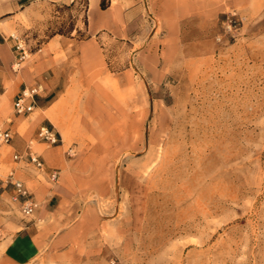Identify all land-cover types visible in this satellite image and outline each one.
<instances>
[{
    "label": "rangeland",
    "instance_id": "obj_1",
    "mask_svg": "<svg viewBox=\"0 0 264 264\" xmlns=\"http://www.w3.org/2000/svg\"><path fill=\"white\" fill-rule=\"evenodd\" d=\"M20 3L8 38L13 71L52 37L89 38L87 0ZM231 10L241 21L228 29ZM141 18L127 36H91L95 59L65 93L54 129L65 167L52 184L66 182V194L34 227L40 250L26 264H264V3L225 10L201 46L168 34L146 0ZM15 36L27 50L20 61ZM17 115L11 103L0 120L13 136ZM35 134L34 151L55 146ZM13 153L0 146V179L15 168L33 190L44 180ZM8 200L0 264L26 218Z\"/></svg>",
    "mask_w": 264,
    "mask_h": 264
},
{
    "label": "crops",
    "instance_id": "obj_2",
    "mask_svg": "<svg viewBox=\"0 0 264 264\" xmlns=\"http://www.w3.org/2000/svg\"><path fill=\"white\" fill-rule=\"evenodd\" d=\"M20 1L28 4L34 2V0ZM20 1L0 0V120L11 103L13 108L14 99L24 87L38 86L39 92L33 111L17 115L13 119L16 132L14 136L12 135L9 144L14 148V152L24 151L28 141L36 135L35 132L37 133L40 126L59 128L54 124V118L62 123L61 114L67 103L65 93L70 89L73 90L74 84L78 82L75 80L79 78L85 67L93 64L95 59V44L91 36H96L99 32L117 36L131 34L133 22L143 19L141 12L144 7V0H106L105 8L100 7L101 0H87L88 39L80 44H74L64 38L52 37L41 54L35 53L19 70L13 71L10 66L13 52L8 38L13 28V20L17 18V9L20 10L18 13H21ZM43 1L72 2L74 0ZM146 2L153 15L161 20L168 34L195 35L197 37L194 43L201 46L209 34V27L225 10L234 8L248 13L256 9L258 4L264 3V0H146ZM55 52L59 54L57 58ZM24 123L27 126L19 133L18 129ZM0 126L8 127L12 132L8 124ZM55 131L61 143L63 141L61 134ZM60 143L51 147H43L41 143L37 145L39 150L37 153L44 161L47 170L58 171V168L65 167V159L61 155L62 143ZM18 164V168L27 170L28 173L33 172L44 181L37 183L31 190L37 201L33 214L26 216L20 227L8 233L4 241L3 259L6 264H26L36 257L41 240L34 227L48 220L49 215L55 211L56 200L58 205L63 200L67 187L66 182L53 185L54 182L50 181L47 175L40 173L31 164L24 162ZM22 180L26 183L24 179ZM5 194L8 195L5 191L2 192L0 198L8 200ZM12 206L15 208V205Z\"/></svg>",
    "mask_w": 264,
    "mask_h": 264
},
{
    "label": "built area",
    "instance_id": "obj_3",
    "mask_svg": "<svg viewBox=\"0 0 264 264\" xmlns=\"http://www.w3.org/2000/svg\"><path fill=\"white\" fill-rule=\"evenodd\" d=\"M241 21L236 10H231L226 17V26L228 29L236 28ZM16 38L15 49L19 54L18 60H22L27 50L21 39ZM19 63H16L18 65ZM38 86L24 87L13 101V110L18 115H24L33 111L35 106L34 96L38 93ZM12 132L8 127L0 126V146L10 143ZM37 138L48 145H57L60 143V137L57 132L48 125H42L37 130ZM13 160L15 162H24L31 164L40 173L48 176L49 180L56 182L58 180L57 170H47L44 161L39 154L34 151L31 146H27L22 152H14ZM0 190L8 194L9 200L16 204L19 211L24 216L33 214L37 207V201L34 199L33 194L26 183L17 175L16 169L11 168L4 178L0 179Z\"/></svg>",
    "mask_w": 264,
    "mask_h": 264
},
{
    "label": "trees",
    "instance_id": "obj_4",
    "mask_svg": "<svg viewBox=\"0 0 264 264\" xmlns=\"http://www.w3.org/2000/svg\"><path fill=\"white\" fill-rule=\"evenodd\" d=\"M107 5H106V1L105 0H101L100 1V7L101 8H105Z\"/></svg>",
    "mask_w": 264,
    "mask_h": 264
},
{
    "label": "bare ground",
    "instance_id": "obj_5",
    "mask_svg": "<svg viewBox=\"0 0 264 264\" xmlns=\"http://www.w3.org/2000/svg\"><path fill=\"white\" fill-rule=\"evenodd\" d=\"M56 120H57V119L54 118V122H55V124H56L57 126H61L60 123H59L58 121H56Z\"/></svg>",
    "mask_w": 264,
    "mask_h": 264
}]
</instances>
